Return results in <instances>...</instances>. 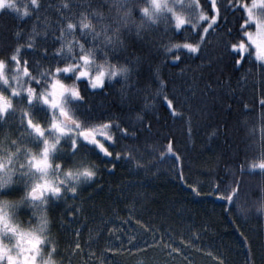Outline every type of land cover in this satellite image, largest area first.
Wrapping results in <instances>:
<instances>
[{"label":"trees","instance_id":"16d2710c","mask_svg":"<svg viewBox=\"0 0 264 264\" xmlns=\"http://www.w3.org/2000/svg\"><path fill=\"white\" fill-rule=\"evenodd\" d=\"M48 2L52 8L39 19H25L26 11H34L32 0H11L14 10H0V57L29 41L50 54L60 47L53 36L64 0ZM137 2L142 0H129ZM195 2L208 15L209 0ZM68 3L111 40L90 47L85 32L79 36L93 64L109 72L128 68L130 74L96 91L80 82L85 99L73 109L86 128L101 132L58 162L66 168L82 163L92 176L51 208L39 258L44 264H264V173L258 167L264 162V66L250 47L242 54L231 50L244 40L226 0H215L220 19L204 37L205 23L177 34L172 24L123 14L118 25L109 18L106 29L93 13L115 14L114 0ZM75 45L67 55H50L39 71L57 60L71 64L79 54ZM122 157L128 173L117 166ZM58 219L74 222L73 229H62ZM83 224L88 227L80 229ZM90 226L93 240L86 237ZM52 247L57 251L50 254Z\"/></svg>","mask_w":264,"mask_h":264},{"label":"snow or ice","instance_id":"6c2138e0","mask_svg":"<svg viewBox=\"0 0 264 264\" xmlns=\"http://www.w3.org/2000/svg\"><path fill=\"white\" fill-rule=\"evenodd\" d=\"M209 2L213 7L208 17L218 22L220 9L215 4V0H209ZM226 5L227 11L238 17L239 39L247 40L246 33L250 34L257 28H264V0H226ZM114 6L115 14H112L111 9H109L108 16L100 12L93 13L96 17L95 22L104 25L107 29L112 24H119L118 17L121 14L128 17L139 16L151 19L154 14L165 9L174 21L177 34L188 23L182 12L169 7L165 0H142L134 6L129 3V0H114ZM122 6L123 12L121 13ZM32 8L34 11L31 13L26 11L25 19L30 16L39 19L43 12L52 8V4L48 0H32ZM56 11L59 31L54 34L53 38L60 43L59 48L54 49L50 54L48 48L37 49L29 41L27 45H17L9 49L0 57V129L5 130L7 134L9 150L18 153L25 137H31L39 145L38 153L31 149L24 150V163L19 164L18 178L13 179L10 176L6 183L0 184V203L21 199L36 205L46 198L51 199L53 196L59 197L62 194V189L55 186L48 177L49 169L53 167L52 158L65 136H75L71 141V154L75 156L81 144L89 143L88 137L91 134L81 117L73 109L74 104L81 103L85 99L81 93L80 82H86L89 89L95 91L97 88L104 87L105 80L115 79L119 75L117 70L113 69L109 72V69L103 65L99 66L98 72L93 73L90 70L89 65L94 63V56L86 44L79 40L82 33L93 27L88 14L77 13L71 9L68 0H64L62 8ZM109 18L112 24L106 23ZM202 18L207 20V17ZM65 33L72 36L79 54L73 56L71 64L60 63L57 60L55 64L49 65L48 71H39L41 63L47 62L50 55L54 57L60 55ZM185 47L190 48L191 51H197L190 45H185ZM29 54L33 56L38 54V56L33 59ZM238 63H243V60H239ZM9 68L14 73L11 78L8 76ZM66 77H70L71 82H68ZM259 102L264 106V99ZM166 103L171 108V101L166 100ZM36 106L47 111L49 115L47 122H41L36 118L34 114ZM67 124H71L72 128L66 127ZM124 131L126 134L127 129ZM50 135L55 137V143L50 142ZM177 160H179L178 155ZM26 166L29 171L38 176V179L31 185L23 183ZM11 167H13L11 159L7 163L0 161V173ZM63 167V162L55 164L56 169ZM251 167L255 171V166ZM258 167L264 173V162ZM243 170L241 166V171ZM67 174L72 175L71 172ZM80 174L86 177L92 176V173L87 170ZM236 191L239 192L238 187ZM234 198V196L229 197V200ZM12 240H15V250L9 244ZM25 241L29 245L27 248L24 246ZM43 243L41 237L35 232H24L15 226L11 214L0 207V264H36V255ZM76 247L78 249L80 245L77 244ZM135 247L138 251L144 249L139 245ZM56 251L57 249L52 247L50 254Z\"/></svg>","mask_w":264,"mask_h":264},{"label":"rangeland","instance_id":"374dc122","mask_svg":"<svg viewBox=\"0 0 264 264\" xmlns=\"http://www.w3.org/2000/svg\"><path fill=\"white\" fill-rule=\"evenodd\" d=\"M196 0H165L166 4L169 7H173L176 10L182 12L183 16L188 21L186 26H190L195 29V25L198 23H205L206 26L201 30V37H204L206 32L212 28L217 21L213 20L208 15H203L199 12L198 7L196 5ZM213 5L211 4V8ZM5 8H12L15 9V6L11 3V0H0V10ZM202 17H207L205 20ZM143 21L147 24H165V25H173L175 28L174 21L170 14L165 10L162 9L159 13H156L152 16L151 19L143 18ZM98 29L92 27L90 30L85 31V40L89 41L88 43L91 44L90 47L93 45H98L97 43L102 42H111L108 37L106 38L105 32L103 34L97 32ZM247 35V40H244L241 44L236 46H232L231 50L237 53H246L248 48L250 47L253 51L254 59L261 65L264 66V28H257L250 34ZM95 37V41L93 38ZM75 45L73 42L72 36L70 34L65 33L64 40H63V48L62 50L66 53V55L71 51L68 46ZM185 49L191 51L190 48ZM195 48L196 47H192ZM90 70L95 73L99 71V68L91 64L89 65ZM119 75L116 76L115 79H107L105 80L106 83L124 80L130 74V70L128 68H123L117 70ZM111 72V71H110ZM14 73L11 71V68L8 69V76L11 78ZM86 84V82H85ZM87 86V84H86ZM88 87V86H87ZM89 88V87H88ZM101 88H97L99 90ZM90 90V89H89ZM95 90V91H96ZM34 114L37 119L41 122H47L49 119V115L45 109L40 106H36L34 108ZM14 127V125H13ZM66 127L72 128L71 124H67ZM90 131V135L88 137L89 140H96L98 139V135L101 132V128L98 126H90L87 128ZM75 136H65L62 139L61 145L58 147V151L52 158L53 167L49 169L48 177L50 181L57 187L62 189V194L59 197L53 196L51 199H45L43 201L38 202L36 205H33L27 200L16 199L13 201H7L0 203V207L4 208L6 212L11 214L12 222L15 226H17L20 230L24 232H35L37 235L41 237L43 241H47L48 230L50 226V211L51 208H55L58 204H62V200H66L67 194H72L77 192L80 189H83L87 186L88 180L91 177H86L81 175L80 173L84 172L85 170L91 172L87 167H85L82 163L74 162L71 167H63L61 169H56L55 164L58 163V158L63 156L65 157L66 154L71 152V141L74 139ZM49 140L51 143H55V137L50 135ZM9 141L7 138V134L5 130L0 129V161L7 163L8 160L13 161V167L7 168L5 172L0 173V184H4L9 180L11 176L13 179L18 178V171H19V164L24 163V156H25V149H31L33 152H39V145L31 138L25 137L21 144V150L16 152H10L8 147ZM60 158V159H62ZM66 160L65 158H63ZM259 166V165H258ZM71 172L72 175L69 176L67 173ZM38 179L34 173L25 167V175L23 177V183L27 185H31L35 180ZM86 189V188H85ZM56 223L66 231L73 229L74 222H70L68 224H63L62 219L56 220ZM88 224V223H87ZM87 224L80 225L81 228H85L84 226L88 227ZM90 225V224H89ZM88 229V228H87ZM78 231V229L76 230ZM96 230L90 226L88 229V234L86 235L88 240H93L92 237ZM91 233V235H90ZM10 247L15 250V240L9 242ZM24 246L27 248L29 245L27 242H24ZM41 249V248H40ZM89 251V250H88ZM39 253L36 255V264H44L45 261L39 258Z\"/></svg>","mask_w":264,"mask_h":264},{"label":"bare ground","instance_id":"6f19581e","mask_svg":"<svg viewBox=\"0 0 264 264\" xmlns=\"http://www.w3.org/2000/svg\"><path fill=\"white\" fill-rule=\"evenodd\" d=\"M111 163H112V161H113V164L114 163H116L117 161L115 160V159H113V160H109ZM122 161L124 162L123 164L122 163H119L117 166H119V168L122 170V173H128L127 171H126V159L124 158V157H122ZM118 183V182H117ZM118 186H120V187H125L121 182L120 183H118ZM96 213V212H95ZM104 217V216H103ZM107 218V217H106ZM110 219H112V217L110 218ZM115 218L113 217V219L112 220H114ZM106 220H108V219H106Z\"/></svg>","mask_w":264,"mask_h":264}]
</instances>
